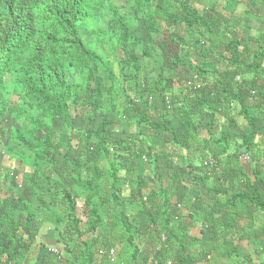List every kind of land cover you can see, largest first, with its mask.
Wrapping results in <instances>:
<instances>
[{
    "label": "trees",
    "instance_id": "1",
    "mask_svg": "<svg viewBox=\"0 0 264 264\" xmlns=\"http://www.w3.org/2000/svg\"><path fill=\"white\" fill-rule=\"evenodd\" d=\"M173 3L182 2L0 0V136L4 141V153L16 158L20 156L16 150H25L36 160L34 172L24 177L27 185L24 184L21 190L23 196L5 195L10 190L4 191V182H0V264H26L29 250L36 244L37 229L48 221L54 225L59 253H53L43 244L41 250L44 252L34 264L157 262L140 247L137 239L144 235H150V241L156 242L157 249L168 257L171 264H195L211 252L209 250L201 257L188 250L189 225L184 224L177 208L182 170L187 166L183 158L179 156L172 160L169 174L157 176V186L146 195L143 178L128 179L131 168L125 163L127 158L138 156L143 149L152 158V147H147L141 138L145 132L141 127L138 133L118 137L112 124L115 122L113 113L115 117L121 119L124 116L127 120L133 109L128 97L124 100L120 91L115 92L117 79L120 75L128 76L124 72L127 65H134L136 72L139 71L135 54L130 50L134 41L130 17L124 9L132 11L136 18H142L153 31L156 17L174 25L181 21L176 18V10L170 12ZM184 3L182 8L186 16L182 20L190 30H194L193 26L196 30V52L199 56L204 55L200 45L203 40L210 53L218 58L223 57V51L229 53V67H233L241 79L238 93L233 94L224 86L226 94L223 95L218 90L221 81L212 79L213 83H205L210 79L209 74L216 71L205 69V62L193 65L203 85L206 84V89L201 87L195 92L198 107L194 111L209 109L211 135L215 129L222 128L219 116L231 117V108L235 104L240 105L239 113L250 126V132L240 143L230 142L221 129L218 150L204 160L205 171L189 176L196 185L209 187L206 193L199 192L197 199L199 202L207 197L213 200L215 206L207 220L214 226V216L223 212L221 215L225 220L237 218L243 205L252 204L257 210L264 211L261 179L255 182L245 179L249 192L232 191L231 196L222 183L211 182L213 177L219 179L218 168L222 171L233 166V174L242 180L238 184L243 183L244 170L237 161L242 154L240 149L246 146L248 152L251 150L253 137L264 119V85L259 83V78L264 77V40L257 51L247 46L241 49V40L227 33L220 36L216 31L220 20L223 21L221 17L206 20L190 3ZM229 23L236 25V22ZM200 27L205 29V34L201 33ZM220 49L223 51L219 52ZM99 50L107 51L106 58ZM118 53L123 59L113 60ZM136 75L131 78L139 83ZM159 83L162 94L158 102L166 110L167 91L162 87L161 79ZM169 98L171 107L180 110L179 101L172 95ZM181 108L185 109L184 115L190 117L185 123L188 134H192L188 138L195 139L193 136H196L198 127L193 121V109H186L184 105ZM8 115L16 124L12 123L6 132L4 123ZM98 117L99 123L96 124ZM78 119L90 124L83 133L75 127ZM23 120L29 124L26 131L19 128ZM138 121L140 125H150L151 129L168 128L165 123L155 124L145 117ZM63 130L70 143L66 151L61 141ZM74 131L80 137V145L73 153ZM94 137L98 139L95 142L92 141ZM187 143L193 144L191 140ZM58 155L64 160L59 161ZM152 162L156 167V158ZM39 164L50 166L49 174L42 175ZM18 175L19 172L14 170L10 176L11 184L16 185ZM39 177L42 180L38 181ZM121 177L126 178L130 199L136 204V211L132 214L122 205L118 186ZM106 180H112V184ZM231 184L229 188L233 190L235 183ZM33 198L38 204H33ZM174 217L178 218V223H174ZM111 248L117 251L115 262L107 253H99Z\"/></svg>",
    "mask_w": 264,
    "mask_h": 264
},
{
    "label": "crops",
    "instance_id": "2",
    "mask_svg": "<svg viewBox=\"0 0 264 264\" xmlns=\"http://www.w3.org/2000/svg\"><path fill=\"white\" fill-rule=\"evenodd\" d=\"M178 1L190 3L189 5L195 7L206 20L216 16L221 17L223 21L220 20L216 31L220 36L227 33L228 36H234L241 40V49L247 46L253 51H257L261 47L264 40V0ZM157 2L163 4L164 0H157ZM182 3H173L174 8L170 7V12L176 10V18L181 21L174 25L171 21L156 17L153 31L149 30L142 18H136L132 11L124 9V13L130 17L129 24L134 39L130 50L135 54L139 71L136 72L134 65H127L125 74L128 76L124 78L120 75L117 79L119 84L122 82L125 84H122L124 93L120 91V97L123 96L124 100L128 97L133 109L131 110L132 116L127 120L124 116L120 119L115 117L114 113L112 114V119L115 121L112 124L116 130L114 134L118 137H125L130 133H138L142 127L145 133L141 135V138L145 140L147 147H152L151 150H153L152 158L146 154V149H143L138 156L125 160L127 166L131 168L127 178L134 180L138 176L142 177L145 194L149 195V192L158 184L157 176L166 177L169 174V163L172 160H177L179 156L182 157L183 163L187 166L182 170L177 208L184 224L189 225L187 230L189 235L188 250L192 255L201 257L205 256V252L211 250L207 257L195 264H264V211L257 210L252 204L243 205L240 208V216L237 218L225 220L222 216L223 212L214 216L213 221L216 223L213 226L207 220L215 206L213 200L207 197L203 202H199L197 199L199 192L206 193L209 187L196 185L189 179L190 175H200L205 171L204 160L211 158L218 150L217 141L220 138L221 129L225 131L230 142L238 141L240 143L250 132V126L248 120L239 113L240 105L235 104L231 108V117L219 116L222 128L215 129V133L211 135L209 132V109H205L204 112L194 111L195 107H198L195 104L197 89L194 85L201 84L206 89V84L211 83L212 79H217L222 82L218 86L221 94H226L224 86H227L229 91L235 94L240 90L241 79H237L239 75L233 67H229V53L220 49L219 52L223 51L224 53L222 58H218L216 54L210 53L206 42L202 40L200 45L203 47L204 55L199 56V53L196 52L198 45V41H195L197 39L195 37L196 30L194 26L192 28L195 32L190 30L186 22L182 20L186 16ZM229 21L236 22V25L231 26ZM199 29L202 34H205L203 27ZM200 38H202L201 34ZM116 58L123 59L121 53L116 54ZM246 58L250 62V58ZM204 62L206 63L205 69L209 72L216 71L214 74H209L210 79L208 78L205 85L192 67ZM135 74H137L136 77L138 76L139 83H135L131 78ZM160 79L163 83L162 87L167 91V97L172 95L179 101V106L184 105L186 109H193V121L198 127L196 136H193L195 139L188 138L192 137V134L189 135L185 128V123L190 118L184 115L185 109L181 110L182 108L179 107L178 111L174 108L165 110L158 102L159 95L162 94ZM189 82L193 84L190 85ZM259 83L264 85V77L259 78ZM141 117H145L155 124L165 123L168 128L151 129L150 125H140L138 119ZM96 140L98 139L96 138ZM189 140L191 143L193 142L191 146L187 143ZM250 149L248 152L246 146L242 147L240 149L242 154L237 159L244 170L242 184H238L242 180L233 174V166L222 171L221 168H218L217 178L219 179L215 177L211 179V182L222 183L225 188H228L229 196L232 191L234 193L249 192L248 186L244 183L245 179L251 182L261 179L262 186H264V119L259 123V129L253 137ZM245 154L249 156L248 160L241 157ZM153 157L156 158V167L155 162H152ZM120 179L118 186L121 190L122 205L132 214L136 211V204L130 199V189L125 187L128 184L126 178L125 180L123 177ZM106 181L112 182V180ZM231 183H235L233 190L230 189ZM80 200L79 202L82 203L83 200ZM173 220L174 223H178L177 217H174ZM40 231L41 235L45 233L43 225L40 226ZM149 236L144 235L137 240L147 255L155 257L157 260L150 264H171L169 260L167 261L168 257L157 249L156 242L150 241ZM41 237L39 239L43 240L44 238ZM53 237H55L54 231Z\"/></svg>",
    "mask_w": 264,
    "mask_h": 264
},
{
    "label": "rangeland",
    "instance_id": "3",
    "mask_svg": "<svg viewBox=\"0 0 264 264\" xmlns=\"http://www.w3.org/2000/svg\"><path fill=\"white\" fill-rule=\"evenodd\" d=\"M99 51H100V53H103L105 55V58H106L107 51L106 50H99ZM111 59H112V57H111ZM115 59H116V57H115ZM115 59H113V60H115ZM113 69H114V65H113ZM122 84L125 85L124 82L119 84V81H117L115 92L121 91L122 93H124V89H122ZM14 99H16V97H14ZM98 121H99V117L97 118L96 124L99 123ZM12 122H13V120L11 119L10 115H8L6 117L5 123H4V127H5L6 132L9 131L8 130L9 128H11L10 124H12ZM22 122L23 123L21 125H19V128L22 129L23 131H26L29 127V124L25 120H23ZM89 125L90 124H88L87 121L83 122L82 120L78 119L76 121L75 127L79 132L83 133ZM6 135L9 136L8 133H6ZM72 136L74 138V140L72 141L74 149H72L71 152L74 153V152H76L75 148L77 147V145H80V139H79L80 137L76 136L75 131L73 132ZM61 141L64 142L63 143V147H64L63 149H64V151H66L69 148L70 143H68V134L65 132V130H63V133L61 135ZM92 141L95 142L96 137H94V139ZM3 142H4L3 138H2V136H0V182L1 183L4 182L2 184V186H4V191L10 190L9 192L5 193V195H10V194L12 195L13 194L17 198V197L23 196L24 193L21 190L24 189V184H25V187L27 185L24 177L29 175V173L34 172V166L36 164V160L34 159L32 154H30L29 152H27L25 150L21 151L19 149L16 150V152H15L16 154H20L19 157L13 158V157L9 156L8 154L3 152L4 151ZM20 148H22V147L20 146ZM58 159H59V161L64 160L62 155H58ZM38 169L41 171L42 175L46 174V173L49 174L48 171L50 170V166L45 165V164H39ZM14 170H17L19 172V175H18L17 179L15 180L16 185L11 184L12 181L10 178V176L12 175ZM40 180H42L41 177H39L38 181H40ZM24 192H26V190H24ZM2 194L4 195V192ZM33 201H34L33 204L37 203L35 198H33ZM48 208L51 209L52 206L48 204ZM41 223H43V222H41ZM43 226L45 229V233L41 235L40 228L37 229V237L35 239L36 244L29 250L30 252L27 255V263L26 264H34L36 258L39 255L43 254L44 250H41V248H42L41 245L44 244L45 248H48V249L49 248L50 249L51 248H58L60 246L57 243L55 237H53V231H54L53 223L48 221V222H45L43 224ZM54 234H55V231H54ZM40 236H42L41 238H44V239L43 240L39 239Z\"/></svg>",
    "mask_w": 264,
    "mask_h": 264
},
{
    "label": "built area",
    "instance_id": "4",
    "mask_svg": "<svg viewBox=\"0 0 264 264\" xmlns=\"http://www.w3.org/2000/svg\"><path fill=\"white\" fill-rule=\"evenodd\" d=\"M237 79H240V76H237ZM189 84H191V82H189ZM195 86H196V88H198V89H200V88L202 87L201 84H196ZM252 93H255V91H252ZM166 100H167V103H168V108L170 109L171 106H170V104H169V98H166ZM110 150L113 151V148H110ZM241 157L244 158V159H246V160L249 159V156H248L247 154L242 155ZM50 250H51L53 253H56V254L59 253V250H58L57 248H51ZM99 253H100L101 255L107 253V254L109 255V257H110V259H111L112 262H115V261H116V258H117V251H116L115 248H111V249L108 250L107 252L101 250V251H99Z\"/></svg>",
    "mask_w": 264,
    "mask_h": 264
},
{
    "label": "clouds",
    "instance_id": "5",
    "mask_svg": "<svg viewBox=\"0 0 264 264\" xmlns=\"http://www.w3.org/2000/svg\"><path fill=\"white\" fill-rule=\"evenodd\" d=\"M191 84H193L192 82H191ZM195 86V85H194ZM196 87V86H195ZM196 89H198V88H196ZM166 98H169V97H166ZM167 101V100H166ZM169 102H170V98H169ZM170 104V103H169ZM171 106V105H170ZM172 108V107H171ZM170 108V109H171ZM167 109H169L168 108V106H167ZM11 119H12V117H11ZM13 120V119H12ZM12 123H14V124H16L14 121L12 122ZM11 125V124H10ZM111 151V150H110ZM4 152V151H3ZM125 187H127V188H129V186L128 185H126ZM145 200L147 199V198H144ZM117 259V258H116Z\"/></svg>",
    "mask_w": 264,
    "mask_h": 264
}]
</instances>
